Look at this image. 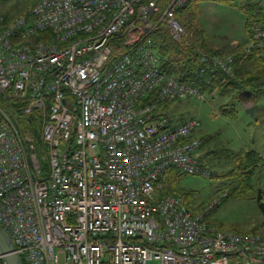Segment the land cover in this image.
Returning a JSON list of instances; mask_svg holds the SVG:
<instances>
[{
	"label": "built area",
	"instance_id": "obj_1",
	"mask_svg": "<svg viewBox=\"0 0 264 264\" xmlns=\"http://www.w3.org/2000/svg\"><path fill=\"white\" fill-rule=\"evenodd\" d=\"M187 1L0 13V227L23 264H264V235L207 221L225 192L195 211L159 194L170 167L210 174L196 160L200 120L165 109L202 98L204 72H233L230 54H200L191 82L162 69L151 33L184 39ZM250 1L243 49L264 58V0Z\"/></svg>",
	"mask_w": 264,
	"mask_h": 264
},
{
	"label": "rangeland",
	"instance_id": "obj_2",
	"mask_svg": "<svg viewBox=\"0 0 264 264\" xmlns=\"http://www.w3.org/2000/svg\"><path fill=\"white\" fill-rule=\"evenodd\" d=\"M36 1L0 0V11L16 17ZM196 14L189 22H199L212 49L224 51L225 45L233 47L247 38L245 13L239 0H200ZM231 101L212 92L203 94L202 98L175 100L165 109L174 118L195 116L200 120L198 133L206 139L196 157L206 167L197 163L210 171L208 176L183 175L174 183V188L180 190L191 206H204L225 192L226 196L208 212L207 221L222 229L259 231L262 212L257 199L260 193L264 202V96L256 103L254 117L245 112L254 104L249 101L236 103L233 114L222 112V106H232ZM228 149L234 153L254 150L260 158L255 172L236 173L235 162L228 160Z\"/></svg>",
	"mask_w": 264,
	"mask_h": 264
},
{
	"label": "trees",
	"instance_id": "obj_3",
	"mask_svg": "<svg viewBox=\"0 0 264 264\" xmlns=\"http://www.w3.org/2000/svg\"><path fill=\"white\" fill-rule=\"evenodd\" d=\"M199 1L200 0H188L182 8L176 9L175 11L176 18L183 24L186 30V37L184 39L180 41L173 39L163 25H159L151 33V38L159 50L162 69L174 75L181 82H191L194 79L196 73L195 68L198 65V56L200 54H230L233 58L232 74L225 73L220 69L206 71L201 77L197 78V83L203 94L216 92L221 97H229L232 100V106L229 108L222 106L221 111L227 114H233L236 111V103L249 101L256 104L260 98L264 96V58L261 56L259 50H253L249 54L244 52L243 48L248 39V35L246 40L244 39L233 47L225 45L223 48L224 51L210 48L199 22H189L192 16L194 17L197 15L196 12L198 10ZM240 4L245 13L250 11L254 5L250 0H241ZM27 11L28 10L23 13ZM0 13L7 19L15 17L8 13V11H0ZM186 14H188L190 18H188ZM244 27L248 34V21L246 18ZM224 44H227V42H224ZM33 133L38 136L36 130H33ZM197 134L201 139L202 146L203 140L205 141L206 138L200 133ZM228 151L229 158L227 154L224 155L231 163L235 162L234 170L236 173L251 174L255 172L260 158L254 150L245 151L244 153H234L230 149H228ZM196 160L199 164L205 166L197 157ZM183 175L187 174L180 172L174 167L168 168L160 177V181L164 182V187L159 191V194L165 196L179 193L180 190L174 188V183H177L178 179ZM172 184L173 187L171 186ZM176 186L178 185L176 184ZM184 195L185 194H183V196ZM261 197L262 194L260 193L257 203L262 212V224L260 228H258L259 231L252 230L248 232H256L264 235V202H262ZM183 200L192 211L201 207L191 206L184 197ZM0 264H4L1 258Z\"/></svg>",
	"mask_w": 264,
	"mask_h": 264
},
{
	"label": "water",
	"instance_id": "obj_4",
	"mask_svg": "<svg viewBox=\"0 0 264 264\" xmlns=\"http://www.w3.org/2000/svg\"><path fill=\"white\" fill-rule=\"evenodd\" d=\"M256 104L245 109L251 117L255 115ZM0 258L4 264H23L21 256L15 251V246L10 236L0 227Z\"/></svg>",
	"mask_w": 264,
	"mask_h": 264
},
{
	"label": "crops",
	"instance_id": "obj_5",
	"mask_svg": "<svg viewBox=\"0 0 264 264\" xmlns=\"http://www.w3.org/2000/svg\"><path fill=\"white\" fill-rule=\"evenodd\" d=\"M246 108V107H245Z\"/></svg>",
	"mask_w": 264,
	"mask_h": 264
}]
</instances>
